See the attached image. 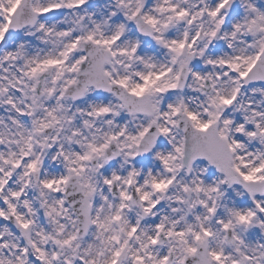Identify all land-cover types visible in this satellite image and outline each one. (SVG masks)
<instances>
[{"label": "snow or ice", "instance_id": "obj_1", "mask_svg": "<svg viewBox=\"0 0 264 264\" xmlns=\"http://www.w3.org/2000/svg\"><path fill=\"white\" fill-rule=\"evenodd\" d=\"M0 264H264V0H0Z\"/></svg>", "mask_w": 264, "mask_h": 264}]
</instances>
